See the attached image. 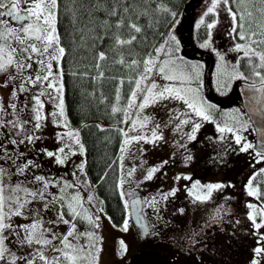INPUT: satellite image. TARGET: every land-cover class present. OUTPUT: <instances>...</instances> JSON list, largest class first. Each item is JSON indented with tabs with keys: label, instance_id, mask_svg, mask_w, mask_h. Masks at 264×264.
Wrapping results in <instances>:
<instances>
[{
	"label": "rangeland",
	"instance_id": "rangeland-1",
	"mask_svg": "<svg viewBox=\"0 0 264 264\" xmlns=\"http://www.w3.org/2000/svg\"><path fill=\"white\" fill-rule=\"evenodd\" d=\"M221 1L216 0V5ZM210 7H212V0H199L197 4L189 8V33L182 38L186 30L185 23L181 21L176 24L167 41L164 43L168 48L169 54L166 55L164 52H161L157 62L159 63L160 59H171L177 64L197 65L196 72L199 75L196 83L183 86L177 84L175 86L198 87L199 98L204 102L205 106H208L213 104L209 103L204 96L205 78H202V73L204 68H207L209 60L197 59L195 54L210 53L213 57V65L210 73L211 94L224 104H227L228 101H233L229 107V114H227V120L230 123L229 126L237 119L245 121L246 130H241L240 135L248 143L252 144V131L245 117L241 114L239 109L240 105L238 106L236 104V99L239 97L237 98L233 90L229 99L222 101L218 97L215 87L214 77L220 72L228 71L225 59L229 60L233 56L229 49L225 50L223 55L219 53L218 49V45L220 48L225 49L226 42L232 32V19L229 18L226 23H223L221 20L222 16L220 15L210 18L214 20L215 25L208 28V24H206V27L201 31L202 40L198 41L196 38V32L202 25L201 20L204 22L210 15V13L204 15ZM173 36L175 37L174 41L171 40ZM206 40L207 46L205 47L203 45ZM213 47L218 50L213 49ZM221 56L223 59H221ZM61 61L62 59L59 61L61 75H54L52 80L59 90L35 85L26 88L23 91L22 100L18 101L17 113L19 117L16 120L22 123L25 136L31 133L35 137L31 145L28 144V146L31 149L40 146L44 151L45 159H47V165L51 166L52 169L50 170V174L46 175L34 168L35 161L30 159L25 161L22 159V156L17 157V155L12 160H8L5 155L0 156V158L5 160L6 164L0 167V187L3 188V192L0 194L3 196L4 212L7 213L9 210H14L17 206L18 198L24 201V207L21 209L22 214L11 215L7 218L6 223L15 226L24 224L25 222L29 225L37 218H41L45 221L41 223L37 231L43 229L50 230L46 233L45 238H48L53 233L56 236L65 235L71 229L72 225L65 224L58 218L61 213H64L63 206H57L46 215L43 213L45 208L43 200L46 201L48 199V194H50L52 186L56 184L58 201L62 196L67 197V199L77 196L79 199H71L70 203L73 208H77L80 203H85L88 206L87 209H90L93 213L94 218L99 217L98 220L94 219L95 225L98 224V227L94 226V229L83 228L76 225L72 219H69L75 224L74 235L69 237L72 244L81 247L90 244L95 245L94 248L87 250L86 258L78 260L77 264H126L139 249H142L148 255L151 252H162L161 248L154 246L155 241H158L159 238L166 241L170 240L178 245H183L182 240L188 239L187 244L191 245L189 249L195 250L199 240L195 239L199 236V232L197 231H201L206 225L209 227L213 225L211 219L216 216H213L214 211L211 209V206L222 195V187L218 189L214 188L209 193L206 186L222 185L224 183V176L227 173L221 172L220 167H224L223 169L226 171L229 166L226 162H230L232 159L229 170V173L232 175L236 174V176H241L246 173V169L253 170L257 164V158L253 154V151L251 149L248 152L240 151V145L235 143V136L233 134L219 133L217 129L218 123L215 118L212 117L211 120H202L200 117L191 115V109H188L181 100H161L159 98L154 99L150 96L149 102L142 109L130 108L127 112L128 115L124 117V120L129 121V123H122V129H124V144L119 158L121 171L120 181H123L121 191L130 212L131 200H129V195L136 192L143 197L147 213L154 211L160 205L170 204L171 206L177 207L182 205L184 207L182 209V220H180L178 227L172 231H169L166 227L155 226V229L157 227L160 228V235L151 231L146 237L133 223H127L126 227L125 225L117 226L106 213L101 200L96 196L89 180L86 168V149L81 137V125L72 126L68 123ZM153 80L158 86L171 83L162 79L154 69L153 72L148 74L147 79L141 81L142 87L146 88ZM60 85L62 87H59ZM8 87L9 85L6 81L0 87V109L5 110L4 121L7 116H12L13 114L10 112L11 109H8ZM135 90L137 89L135 88ZM137 91L138 98L135 103L139 104L145 93L139 90ZM37 96H39L41 101V106L38 110L41 118L38 122L40 127L34 129L33 125L37 123L35 119L37 105L34 97ZM61 100L63 101L62 113L60 106ZM211 109L213 108L207 110L210 112ZM236 110H239V113ZM145 117H147L146 121L144 119ZM182 120H188L189 123H180L179 121ZM24 121H28L29 123L24 124ZM133 121L135 123L134 128L132 125ZM197 121L200 122L201 126L193 132L192 124ZM156 126L159 127L157 128ZM2 128L0 127V145H3V147H0V154H2L1 150H3L5 144L9 143L3 140L5 135ZM153 131L156 132L158 137L162 138L156 139V137H153ZM125 132L127 135H125ZM221 135L224 136V139L220 138ZM137 136L140 139L134 138ZM190 136H194L195 138L191 139ZM77 139L79 140V144L76 143ZM213 142L218 143L219 147H223L226 150L223 158L221 157L219 159L218 171L220 173L218 177L216 176L217 174L215 176L210 173L208 176L206 175V171H208L205 164L206 161L202 159L206 149ZM80 145H83V152L80 150ZM62 147L65 148V152L69 153V155L65 156L64 153L59 151ZM49 152L54 155L49 156ZM58 159L61 162H58ZM25 162H28V166L21 173L19 166L24 165ZM81 165L83 166L81 167ZM214 172H216V169ZM149 174H151L150 178ZM195 175L197 179L193 180L195 179ZM36 176L42 177L43 183L35 181L33 178ZM43 184H47V187L45 188ZM30 192L42 193L44 199H41L39 195L35 197L28 195ZM88 197H92L90 202ZM67 199L64 200V203H66ZM220 200L223 202V199ZM236 205L234 203L227 206L224 213L227 214L228 212L234 211ZM224 213L220 216L218 215L213 220H227ZM64 218L68 219L66 215ZM11 229H6L3 232L5 246L7 248L10 235L9 231ZM85 232L89 233L87 238L79 235ZM190 232L192 233L191 235ZM258 232L262 233V229H259ZM186 233L187 235H185ZM237 235L239 240L242 234L238 232ZM182 236L189 237L182 239ZM232 239L236 240V234H234ZM232 239H230V242ZM244 239L247 242L244 245L245 252H243L249 259L245 261V264H251L254 257L253 249L258 246H264V244L262 242L258 243L259 235L255 233V230L249 231L247 237ZM224 243V246L218 251V254L217 251H208L211 253L205 254V256L202 255L203 258L206 257L207 264H223L224 261V264H228L226 263L227 256H233V264H236V256H234L236 249L234 245L227 243V241ZM62 247L63 245H61L59 240H53L47 245H38L33 241L31 243V249L26 255L20 254V252L15 253L9 251L17 258L16 264H23L24 259L31 260L38 248L47 257L49 262H53L57 257L62 255V253L57 251V249ZM259 258L261 259V257ZM10 259L11 257L6 254L5 260L0 261V264H6V261ZM145 260V258H140L137 264H146Z\"/></svg>",
	"mask_w": 264,
	"mask_h": 264
},
{
	"label": "trees",
	"instance_id": "trees-1",
	"mask_svg": "<svg viewBox=\"0 0 264 264\" xmlns=\"http://www.w3.org/2000/svg\"><path fill=\"white\" fill-rule=\"evenodd\" d=\"M195 0H57L56 9V28L59 34V42L64 47L65 53L62 58V74L64 85V99L66 107V116L68 123L72 126L81 125V137L86 149V168L89 180L93 186L96 196L101 200L106 213L111 221L117 226L132 223L130 211L125 207L126 202L121 194L120 185V164L119 158L124 144V131L122 132V123L125 114L130 108L127 106V98L130 95V89L135 90V84L132 81L141 78L140 66H132V60L147 59L146 53H152L154 48L164 45L167 41L173 27L179 22H184V10L194 6ZM129 9L124 12V8ZM223 0L216 5V8L207 17L196 32L198 41L202 40L201 31L206 24L215 25L214 20L210 19L220 15L223 23L231 19ZM235 10L237 5L231 4ZM246 7L252 8L251 5ZM260 5L257 4L256 8ZM252 8L253 15L259 18L260 14ZM115 10L116 15L110 12ZM239 15V14H238ZM220 19V18H219ZM123 20V24L117 28V22ZM136 23L141 27L140 33L132 32L127 25ZM119 35L121 38H128L130 35H136L137 39L131 44L118 46L113 37ZM239 42L235 34L231 32L226 42L225 49L218 45L219 53L224 54L229 49L232 57L226 60L227 72H220L214 77L216 92L218 97L224 101L229 99L233 90L236 93V85L239 82L250 84H260V80L252 76L249 69L245 66L246 61L242 59L243 52L234 50V45ZM218 50L217 48H214ZM106 53V60L100 62V68L95 67L96 56L99 52ZM123 59L124 64L116 61ZM239 65V69L244 73L245 78H233L228 80V75L233 72V68ZM103 72V77L98 78V72ZM205 71L202 78H205ZM250 77V78H249ZM120 81H123L121 84ZM205 81V79H204ZM226 85V86H225ZM117 91L120 100H116ZM204 96L205 88H204ZM215 106L210 113L220 126L230 124L227 120L229 107L233 101L219 106L216 102L208 101ZM239 109L245 117L251 131L254 141V131L239 100ZM113 107H119L120 111L112 112ZM220 108L221 110H217ZM232 159V158H231ZM233 160V159H232ZM228 169L224 173V183H222V195L215 204L221 207V211L213 209V216L222 215L227 206L236 203V209L228 212L225 221L214 222L211 227L205 226L199 232V239L196 249H189L191 245L187 244L188 239L182 240L183 245L175 244L172 241H166L159 238L154 246L161 248L162 252L144 253L139 249L126 264H137L138 259L145 258L146 264H207L205 254L208 251H218L224 246V242L234 245L236 249V264H245L249 259L245 255L244 245L249 231L255 230L254 225L248 219L249 213L256 215L253 209L247 207L248 204L257 207L264 204V199L257 195H248L247 181L257 170L264 168V162L257 163L253 170L246 169L241 176L232 175ZM253 192L259 191L264 196V177H258V182L253 183ZM223 199V202L220 200ZM69 197L63 205L64 213L69 212ZM84 207V208H83ZM85 203L78 204L74 208L79 216L66 215L68 219L83 228L94 229V215L87 209ZM87 217H93L90 222ZM213 218V217H212ZM238 222V223H237ZM257 222L260 217L257 216ZM202 228V227H201ZM200 229V228H199ZM264 233V227H261ZM242 237L238 240L237 233ZM188 233V232H187ZM187 233L185 235H187ZM212 233L215 237L212 238ZM192 233L190 232V235ZM236 234V240L232 239ZM189 236H182V239ZM256 238V236H255ZM230 239L231 242H230ZM264 244V242H262ZM227 246V245H226ZM215 248V250H213ZM189 249V250H188ZM244 251V252H243ZM216 254V255H217ZM233 256H227L226 263L233 264ZM260 264L264 263V255L261 256ZM225 261L223 262V264Z\"/></svg>",
	"mask_w": 264,
	"mask_h": 264
},
{
	"label": "snow or ice",
	"instance_id": "snow-or-ice-1",
	"mask_svg": "<svg viewBox=\"0 0 264 264\" xmlns=\"http://www.w3.org/2000/svg\"><path fill=\"white\" fill-rule=\"evenodd\" d=\"M223 2L228 5L227 11L233 21L232 33L235 34V37L239 41H243L241 44L237 42L234 45V50L237 52H243V57L246 61V67L249 69L252 76L257 77L260 80V87H256L255 83L251 85L256 92L264 93V0H223ZM235 3L237 5L234 10L231 7V4ZM259 4L260 7L256 8V5ZM251 5L252 8H256V11L259 12V18L253 15L252 8L246 7ZM216 8V0H212V7L208 8L204 15L212 13ZM57 9V0H0V73L9 72L10 69H14V72H9L10 78L12 80H17V90L23 91L25 86L29 83L39 84L41 82L45 83L46 87L49 89H57L56 84L52 82V77L54 75H61V70L59 67V61L63 58L65 49L60 45L59 34L55 27V17ZM127 7L124 8V12H128ZM111 15H116L115 10L110 12ZM239 14V15H238ZM11 22H14L16 26H13ZM203 23V20H201ZM123 24V20L117 22V28ZM199 27V25H197ZM213 25L209 23L208 28H211ZM127 27L134 33H140L141 27L136 23H131ZM137 39L136 35H130L128 38H121L119 35L113 37L116 45L124 46L131 44ZM171 40H175V37H171ZM203 46H207V40ZM164 52L166 55L168 53V48L165 45H160L154 48L152 53H146L147 59L141 60H132L129 67L140 66L141 79L132 81L135 84V88L141 92H144L145 95L141 98V103L136 104L135 101L138 98V91L130 89V95L127 98V106L129 108H140L142 109L145 104L149 102V97L159 98L161 100L165 99H175L183 101L184 105L188 109H191V115L200 117L202 120H211V113L207 110L214 108V105L205 106L204 102L199 98L198 87H177L175 85H192L198 81V73L196 72L197 65H183L177 64L175 61L169 60H159L160 53ZM106 53L101 51L96 56L95 67L100 68V62L106 60ZM221 59L223 57L221 56ZM56 62L55 72L53 71V63ZM119 64H124L123 59L116 61ZM37 65V68L32 72H28L27 79H25V72L29 69H33V65ZM156 70L158 75L171 83L164 85H157L153 80L146 88L142 87L141 81L148 78V74ZM103 77V72H98V78ZM244 79V73L239 69V65L233 68V72L228 75V80L230 81L233 78ZM250 78V77H249ZM122 84L123 81H120ZM226 86V85H225ZM59 87H62L60 85ZM156 90V91H154ZM43 95V93H41ZM259 107L252 106L249 108V111L253 115H259L261 118H264V98H256ZM35 103L37 105L35 119L36 124L33 125L34 129H38L40 124L39 107L41 106V101L39 96L34 97ZM116 100H120L119 92L117 91ZM61 113L63 111V101L61 100ZM10 107L15 108V104H12ZM3 109H0V127H4L5 121ZM119 107H113L112 112H119ZM239 113V110H236ZM128 115V113H124ZM18 115V113H17ZM251 118V117H250ZM145 121L147 117L144 118ZM180 123L187 124L188 120L179 121ZM7 123L11 124L13 128L17 124L21 123L18 120L8 121ZM24 124L29 123L24 121ZM121 123H129V121L122 120ZM133 128L135 127L134 121L132 122ZM239 125V127H237ZM201 124L199 121L192 124V131L195 132L200 128ZM157 128L159 126H156ZM218 132L221 134L231 133L235 136V143L240 145L239 150L242 152H248L250 149L253 151V154L257 158V163L264 162V128L259 129V134L261 137L260 147L261 150L257 151L256 146L248 143L245 138L240 135L241 130H246V122L240 119H237L231 126L224 124L220 126L217 124ZM123 132L124 129H121ZM125 135L127 133L125 132ZM152 136L156 139H161L158 137L156 132H152ZM35 137L31 134H27L24 139L31 141ZM135 139H140L139 136L134 137ZM191 139H194V136H190ZM221 139H224V136L221 135ZM21 141L12 140L13 144L22 143ZM76 143L79 144V140H76ZM3 147V145H0ZM80 150L83 152V145H80ZM59 151L64 153L65 156L69 153L65 152V148H60ZM49 156L54 154L49 152ZM58 162L59 161L58 159ZM28 166V162H25L24 165L19 166L21 173L24 171V168ZM83 165H81L82 167ZM151 174H149L150 178ZM258 177H264V168H261L255 171L247 181V187L249 189L248 195H257L258 198L264 199V196H261L260 192H253V183L258 182ZM35 181L43 183V178L36 176L33 178ZM123 181H120V187H122ZM46 188L47 184H43ZM209 193L214 188H220L222 185H207ZM3 192V188L0 187V193ZM123 195V193H121ZM30 196L39 195L41 199H44L42 193L30 192ZM67 197H60L59 203L61 206L64 204V200ZM72 200H77L79 197L73 196ZM89 202L92 200V197H88ZM52 203L57 202V198L53 196ZM24 207V201L18 198L17 206L14 210H9L7 213L4 212L3 208V196L0 195V261L5 260L6 254L11 257L10 260L6 261V264H16L17 258L12 255L9 249L5 246V237L3 232L6 229L12 228V225L6 223V220L11 215H21V209ZM127 207V204L125 205ZM249 209H253L256 212V215L249 213L248 219L252 222L254 227L257 229V234L259 235V242H264V233H259L258 230L261 227H264V204L259 205L258 207L253 204H248ZM69 212L61 213L59 219L65 224H71V229L63 236H56L54 233L45 238L46 233L50 230L43 229L37 231L42 221L40 219L34 220L29 225L19 226L21 231L24 233V236L20 239V243L27 242L28 244L37 243L38 245H47L53 240H59L62 248L57 249L61 256L57 257L55 261L49 262L47 257L38 248L31 260L24 259L23 264H37L38 261L43 262V264H77L78 260L85 259L87 256V250L89 248H94V244L77 246L72 244L69 240V237L74 235L75 224L71 220L65 219V215L79 216L80 213L72 207V204L68 205ZM257 216L260 217V222H257ZM90 222H93V217H87ZM94 219L98 220L99 217ZM238 223V222H237ZM98 227V224L95 225ZM127 226V221H125V227ZM17 237H21V233H16ZM87 238L89 233L85 232L79 234ZM55 247V245H53ZM254 257L251 261V264H260L259 257L264 255V246H258L253 249Z\"/></svg>",
	"mask_w": 264,
	"mask_h": 264
},
{
	"label": "flooded vegetation",
	"instance_id": "flooded-vegetation-1",
	"mask_svg": "<svg viewBox=\"0 0 264 264\" xmlns=\"http://www.w3.org/2000/svg\"><path fill=\"white\" fill-rule=\"evenodd\" d=\"M13 26H16L14 22H11ZM53 63V71L55 72L56 69V62H52ZM37 68V65H33V69H29L27 70V72H25V79H27V74L28 72H32L34 69ZM14 69H10L9 72H14ZM9 72H2L0 73V87H2L4 85V81L7 82V84L9 85V87L7 88V95H8V99H9V105H8V109H11V113L12 116H7L5 119V125L2 128V131L5 135V137L3 138V140L5 142H9L8 144H5L2 154H0V156L5 155L7 157L8 160H12L13 158H16L19 156H22V159L27 161V160H32L35 161L36 163L33 165L34 168L39 171L40 173H44L46 175L50 174V170L52 169L51 166L47 165V159H45V155H44V151L40 146H37V148L35 149H31L29 148L28 144L31 145V141H28L26 139H23L22 143H16L13 144L12 140H16V141H21L22 138L25 137V132L24 129L22 128V123L17 124V126L15 128H13L11 126V124L7 123L8 121H12V120H16L19 115H17V111H18V101L22 100L23 98V91L26 88L35 86V85H40V86H45V83L41 82L39 84H32L29 83L28 85L25 86L23 91H19L17 90V80H12L10 78ZM53 80V77L51 78ZM239 94L236 92V96L237 98ZM239 99H236V104L239 106ZM12 104H15V108L10 107ZM219 106H221V104H219ZM217 110H221L220 108H216ZM31 134V133H30ZM224 154H226V150H224L223 147H219L218 143L213 142L212 144L209 145V148L206 149L205 155L202 158L203 160L206 161V167L207 170L206 171V175L208 176V174H212L215 176V174H217L216 176L218 177V174L220 173L218 171V164H219V159L223 156ZM5 160H3L2 158H0V167L5 166ZM13 164V163H12ZM224 166V163H223ZM224 167H220V171L224 173ZM216 169V172H214V170ZM9 174V171H8ZM196 180L197 176L195 175L194 177ZM218 180V179H217ZM211 184V183H210ZM213 191V190H211ZM1 195V194H0ZM138 195H140L139 193L134 192L133 194L129 195V200L136 198ZM53 196H55L57 198V202L56 203H52V198ZM143 199V197H142ZM48 200V201H47ZM46 201L43 200V202L45 203V208L43 210L44 215L48 214L49 212H51L52 210H54L57 206L61 205L58 201V194H57V189H56V184H54L51 188L50 194H48V199ZM218 202V201H217ZM217 202L214 203L213 206H211L212 208L217 209L218 211H221V207L219 208V206L215 205ZM64 205V204H63ZM143 214L149 224L150 227V232L154 231L156 232V234L158 233L160 235V228H156L155 226L159 227H166V229H168L169 231H172L174 229H176L180 223V220H182V209L184 208L182 205H180L179 207L177 206H171L170 204L167 205H160L159 207L155 208L154 211H151L150 213H147V211L145 210V201L143 199ZM42 215V214H40ZM180 215V218H179ZM40 219L42 221V223H44V219L41 218H37ZM213 219V218H212ZM13 226V224H11ZM23 225H27L25 222L24 224H18L12 227V229L9 231L10 235H9V242H8V249L10 251H13L15 253L20 252V254H24L26 255L28 253V251H30L31 249V244L29 245L27 242L25 243H20V239L24 236V233L21 231L19 226H23ZM20 232L21 233V237L18 238L16 233ZM212 238L215 237L214 233H212ZM37 264H43V262L38 261Z\"/></svg>",
	"mask_w": 264,
	"mask_h": 264
},
{
	"label": "water",
	"instance_id": "water-1",
	"mask_svg": "<svg viewBox=\"0 0 264 264\" xmlns=\"http://www.w3.org/2000/svg\"><path fill=\"white\" fill-rule=\"evenodd\" d=\"M199 0H195L194 4H197ZM189 12L188 10H184V23L186 26L185 33L182 38H184L189 33ZM195 57L197 59H208V65L205 71V94L206 98L209 101L217 102L219 101L211 94V86H210V73L211 68L213 65V57L210 53H196ZM253 84L240 82L237 86V92L240 96L242 107L247 114L249 121L253 127L254 130V145L256 146V150L260 151V141L261 137L259 134V129L264 128V118H261L259 115H253L249 108L252 106H256L257 108L259 105L257 104L256 100L253 99V97L256 98H264V93L262 92H256L253 87H251ZM256 87H260V84H255ZM251 117V118H250ZM131 220L134 223V225L142 231V234L146 237L150 232L149 224L143 214V200L141 196H138L131 200Z\"/></svg>",
	"mask_w": 264,
	"mask_h": 264
}]
</instances>
